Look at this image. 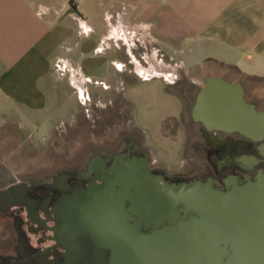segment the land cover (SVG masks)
<instances>
[{"label":"crops","instance_id":"crops-1","mask_svg":"<svg viewBox=\"0 0 264 264\" xmlns=\"http://www.w3.org/2000/svg\"><path fill=\"white\" fill-rule=\"evenodd\" d=\"M134 40L187 65L207 60L264 77V0H0V185L16 173L6 164L4 125L19 131L26 119L35 139L36 115L50 116L45 130L77 115L74 80L58 73L56 60L92 81L119 53L117 67L135 61Z\"/></svg>","mask_w":264,"mask_h":264},{"label":"flooded vegetation","instance_id":"flooded-vegetation-1","mask_svg":"<svg viewBox=\"0 0 264 264\" xmlns=\"http://www.w3.org/2000/svg\"><path fill=\"white\" fill-rule=\"evenodd\" d=\"M241 86L245 100L264 110V95ZM194 122L189 148L195 165L187 172L169 176L153 168L147 153L124 138L116 149L74 155L76 164L41 178L14 176L0 185L3 190L25 184L23 196L0 209V264H146L152 230L135 212V179L124 172L136 167L144 172L141 158L156 186L162 180H199L225 191L257 178L264 181L263 138Z\"/></svg>","mask_w":264,"mask_h":264},{"label":"rangeland","instance_id":"rangeland-1","mask_svg":"<svg viewBox=\"0 0 264 264\" xmlns=\"http://www.w3.org/2000/svg\"><path fill=\"white\" fill-rule=\"evenodd\" d=\"M134 44L135 61L130 57L128 67L126 61L119 63L120 67L114 63L118 57L123 58L119 53L90 76L86 103L81 104L73 93L79 108L71 122H57L50 130H45V120L50 116L40 113L34 122L35 139L29 132L33 124L26 119L19 131L11 132L10 125L2 127V135L6 134L8 139V153L12 154L6 164L16 172L15 176L24 180L41 178L56 169L76 164V155L80 158L92 150L116 149L124 138H131L139 150L147 153L153 168L169 176L187 172L195 165L189 140L193 128L197 127L190 116V106L203 76L232 78L240 81L245 90L256 89L264 95V77H249L235 68L207 60L187 65L166 59L157 50L143 48L138 40ZM246 68L263 69L254 65ZM127 69L134 78H124L123 71ZM112 78L114 82H110ZM90 85L101 91L90 90ZM112 87H116L118 93L112 92ZM65 115H61L62 120L68 118ZM71 157L74 158L70 161Z\"/></svg>","mask_w":264,"mask_h":264},{"label":"water","instance_id":"water-1","mask_svg":"<svg viewBox=\"0 0 264 264\" xmlns=\"http://www.w3.org/2000/svg\"><path fill=\"white\" fill-rule=\"evenodd\" d=\"M190 116L207 129L238 130L264 139V110L245 100L239 82L220 76H204ZM140 160L144 172L139 167L124 172L135 179V212L152 230L146 264H264L263 179L225 191L199 180H162L156 186ZM24 190V183L0 190V209L13 205Z\"/></svg>","mask_w":264,"mask_h":264},{"label":"built area","instance_id":"built-area-1","mask_svg":"<svg viewBox=\"0 0 264 264\" xmlns=\"http://www.w3.org/2000/svg\"><path fill=\"white\" fill-rule=\"evenodd\" d=\"M55 68L58 71V73L61 74L62 76L67 75L74 80L72 86H73L77 99L79 100L81 104L86 103L85 101L86 99H88V92H87L86 84L90 82L89 78L79 74L76 68L71 67L69 64L66 63L65 60H62V59L56 60ZM162 77L163 79L166 80L165 76H162Z\"/></svg>","mask_w":264,"mask_h":264}]
</instances>
